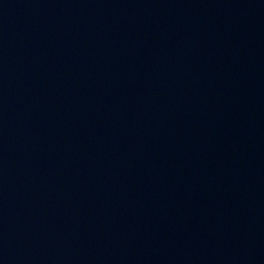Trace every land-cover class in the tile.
<instances>
[{
	"label": "water",
	"instance_id": "95a60500",
	"mask_svg": "<svg viewBox=\"0 0 264 264\" xmlns=\"http://www.w3.org/2000/svg\"><path fill=\"white\" fill-rule=\"evenodd\" d=\"M0 264H264V0H0Z\"/></svg>",
	"mask_w": 264,
	"mask_h": 264
}]
</instances>
